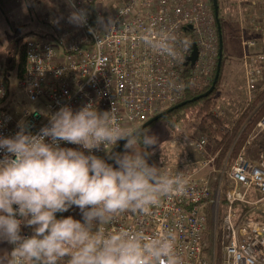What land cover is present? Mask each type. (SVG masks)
Listing matches in <instances>:
<instances>
[{"label": "built area", "instance_id": "2783aa9c", "mask_svg": "<svg viewBox=\"0 0 264 264\" xmlns=\"http://www.w3.org/2000/svg\"><path fill=\"white\" fill-rule=\"evenodd\" d=\"M75 4L88 11L86 0H75ZM95 13L96 26L91 25L89 13L87 25L76 26L80 30L78 34L71 32L67 38L59 35L55 44L34 37L25 41L26 67L18 87L25 92L28 105L12 101L0 104V138L14 137L21 124L37 134L65 106L73 112L89 104L98 112L113 109L122 126H142L175 106L200 81H209L218 59V33L207 0H130L113 10L106 22L102 21V12L97 7ZM110 20L115 22L112 26L108 25ZM149 27L174 32L189 44L194 43L197 60L190 62L191 50L185 53L183 62L153 52L139 41V36ZM242 42L245 70L253 69L257 62H263L264 49L251 56L246 51L255 42L247 39ZM247 78L248 88L253 89L256 76L250 73ZM174 84L182 87L177 90ZM7 89L0 64V101L6 97ZM257 125L258 133L264 131V117ZM207 142L205 136H197L190 147L201 153ZM60 147L88 154L79 145L61 142ZM91 154L100 157L106 152L101 146V150H92ZM3 155L0 151V159ZM216 157L217 154L206 155L196 166H173L163 171L168 174L183 171L188 180L186 193L164 199L150 216L122 215L115 227L143 229L147 234L172 229L177 233L176 247L183 264H264V221L243 222L233 209L235 202L261 204L264 209V156L250 162L239 154L226 171L225 161L223 171L232 188L225 195L227 208L220 218L219 193H212L209 177L200 176L208 167L209 173L215 172ZM252 189L258 192L259 200L248 198ZM208 219L213 225V239L210 250L204 251ZM31 229L22 224L20 234L30 237ZM67 259L61 264H67Z\"/></svg>", "mask_w": 264, "mask_h": 264}, {"label": "clouds", "instance_id": "9594fccd", "mask_svg": "<svg viewBox=\"0 0 264 264\" xmlns=\"http://www.w3.org/2000/svg\"><path fill=\"white\" fill-rule=\"evenodd\" d=\"M66 3L72 10L68 23L86 26L88 11L77 8L75 0ZM139 41L180 62L191 46L174 32L154 27L145 29ZM18 127L14 137L0 138V241L14 246L4 264H61L65 257L67 264H183L172 229L147 234L115 227L120 216H150L164 199L187 191L183 171L168 174L149 165L154 155L149 150L158 144L149 129L122 126L113 109L98 112L91 104L76 112L61 107L37 134ZM119 141H125L124 151L111 152ZM61 142L79 145L88 154L60 147ZM101 146L115 168L91 154ZM73 206L83 223L71 216L56 218ZM22 224L33 235L22 236Z\"/></svg>", "mask_w": 264, "mask_h": 264}, {"label": "rangeland", "instance_id": "374dc122", "mask_svg": "<svg viewBox=\"0 0 264 264\" xmlns=\"http://www.w3.org/2000/svg\"><path fill=\"white\" fill-rule=\"evenodd\" d=\"M92 1L95 4V8H99L102 12V21L106 22L108 17L113 13V10L125 5V3L130 0ZM221 1L223 7V19L226 21L224 27L226 33L224 32L223 53L227 56V60L222 72V81L216 94L217 106L214 107L212 114L219 116L222 123L225 126H229L233 125L237 118L243 115L256 92L259 93L264 88V60H262L263 62H257L255 68L245 70V47L242 44L243 40H252L255 42V46L247 50L246 53L251 56L262 53L264 49V0ZM63 3L64 0H29L28 4L30 5V8L25 9L24 5L27 4L25 3V0H0V43L4 47L5 54L7 47H9L17 38L19 39L22 37L26 41L27 38L35 36L37 39L43 41L46 39V37H44L46 34L48 37L54 35L53 37L56 39L59 35H66L67 38L68 34L71 32H76V34H78L80 30H77L75 25L66 22L67 15L60 21L61 25L58 29L54 26V23H51L54 11ZM208 3L210 4V8H212L211 2L208 1ZM45 21H47L48 24H51L49 29H45L46 27L42 26ZM62 23L67 24H64L65 27H63L64 25ZM5 56L7 55H0V64ZM249 61H251V59H248V62ZM250 73H253L257 78L253 89L248 88L247 77ZM18 82L19 81L11 75V89L8 101L16 102L21 106H26L28 105V99L26 98L23 89L18 87ZM193 114L194 113L189 112L186 120L180 123L179 127L174 129H169L162 121L154 122V124L148 128L150 130L149 134L155 135L158 138V144L155 149L149 150L154 151V155L148 159L149 165L155 164V166L161 168V171L163 172L173 166H196L206 155L213 156L217 154L218 156V153L212 154L211 151H209L212 147L209 139L205 149L201 153L195 152L194 149L190 147V144L197 136L203 135L199 132L198 128H196L198 120ZM138 127H140V125L136 128ZM256 134H258V129H256L253 136L255 137ZM175 140L179 142L170 147L172 141L175 142ZM99 158L104 159L105 155H102ZM225 164L226 163L224 162L222 168L217 169L215 163L214 173H209V170L211 169L210 167L201 173V176L205 175L209 177L210 181L215 179L214 176H216V174L219 175L216 180L217 188L212 191L214 194L218 191L219 197H221V192L224 186H229V189L232 188L229 181L227 182V180H225L227 177L225 174L227 167L225 171H223ZM112 165L114 168L116 167L115 163ZM229 189L225 192L227 193ZM225 192L224 194H226ZM253 193L256 194L255 192ZM248 198L252 200L250 195ZM253 206L254 209H263L261 204H255ZM69 216L83 223L82 214L78 207L73 206L71 213L62 214L58 219L67 218Z\"/></svg>", "mask_w": 264, "mask_h": 264}, {"label": "trees", "instance_id": "16d2710c", "mask_svg": "<svg viewBox=\"0 0 264 264\" xmlns=\"http://www.w3.org/2000/svg\"><path fill=\"white\" fill-rule=\"evenodd\" d=\"M212 4V0H208ZM218 1V16L217 19L220 23V31L222 33V43L224 36V27L226 25V21L223 19V7H222V1ZM88 13H90V23L91 25L96 26L97 22V16L95 13V4L93 1H90L88 3ZM214 12V9H213ZM226 33V32H225ZM226 35V34H225ZM24 38H19L16 42H14L13 46L11 47L9 53L5 58L2 60L1 64H3V76H4V82L7 89V95L3 99V101H0V104L5 103L9 97L10 94V85H11V75L14 76V78L17 81H20V79H23L24 77V71L26 67L25 63V51H24ZM224 45V43H223ZM224 50V46H223ZM222 62H221V71L218 77V81L213 89L212 94H210L206 98H201V100L193 101V99L200 97L201 95L207 93V91L211 88L213 81H214V75L216 72V65L214 66V71L209 78V81H200L198 86L193 90L186 91L183 98L177 102V104L185 102L186 105L184 107L178 108L177 110H174L168 114H166L163 118H161L158 121H162L165 123V125L168 126L169 129H174L176 127H179L180 123L184 122L187 118V114L189 112L194 113L193 115L197 118L198 124L197 127L199 132L203 134L207 139H209V142L211 144V153L215 154L218 153L217 159H216V168L221 169L224 162L227 160V170L232 164V161L239 155L242 154L245 159L248 161H256L257 157L261 155L264 156V131L261 133H258L253 136L257 129V124L261 121V119L264 117V88L258 93L256 92L253 99L249 102V107L245 110L242 116L237 118V120L233 123V125H224L222 123V120L219 116L213 115V109L215 106H217L216 103V94L218 92L219 86L222 81V72L225 65V62L227 60V56L224 55L222 51ZM217 63V61H216ZM7 99V100H6ZM177 104L175 106H177ZM174 107V106H172ZM170 107V108H172ZM4 108V105L2 106ZM170 108H167L165 110H168ZM165 110L163 112H165ZM157 121V122H158ZM152 126V125H151ZM150 126V127H151ZM133 128V127H132ZM139 128V127H138ZM149 128V127H148ZM146 128V129H148ZM133 129H136L134 127ZM121 141H119L120 144ZM118 145L113 147L111 151H113L115 148H117ZM124 148L119 151V153L123 152ZM107 157V154H105V158ZM104 158V159H105ZM114 161L111 159L109 161V164H113ZM218 174H216L215 179H213L211 182L210 187L212 188V191L216 190L217 185V178ZM227 182L228 179L226 177ZM231 188V186H230ZM229 189V186H224L223 190L221 192L220 197V204H219V217L222 216L227 208L226 198L224 192ZM224 191V192H223ZM226 193V192H225ZM254 206L246 205L244 203H237L235 202L233 204V209L237 210L239 219L241 221H247V220H261L264 221V209H254ZM71 210H73V207L69 209V211L64 213H58L56 218L58 219L59 216L62 214H69L71 213ZM213 225L211 221L207 220V226L206 231L204 233L205 240H206V246L204 248V251L210 250L212 239H213ZM33 235V229H31L30 236ZM217 253L219 258V247L217 246Z\"/></svg>", "mask_w": 264, "mask_h": 264}, {"label": "water", "instance_id": "95a60500", "mask_svg": "<svg viewBox=\"0 0 264 264\" xmlns=\"http://www.w3.org/2000/svg\"><path fill=\"white\" fill-rule=\"evenodd\" d=\"M212 8L214 9V18L216 19V31H218V59H217V63H216V72H215V75H214V81H213V84L211 86V88L207 91V93L201 95L200 97H197L195 99H193V101H198V100H201V98H206L208 97L210 94H212L213 92V89L218 81V77H219V74H220V71H221V62H222V58H223V55H222V51H223V43H222V33L220 31V23H219V20L217 19V16H218V5H217V0H212ZM190 50H191V55L189 57V60L190 62L193 64L196 60H197V48H196V45L194 43H191L190 44ZM186 105L185 102H182V103H179L177 104V106H174L168 110H165V112H161L157 115H155L152 119H150L149 121L145 122L142 124V128L146 129L148 127H150L151 125L154 124V122H157L158 120H160L161 118H163L166 114L174 111V110H177L178 108H181V107H184ZM139 127V128H140ZM125 141H121L119 146L117 148H115L113 151V153H119V151L122 149L123 145H124ZM106 163H109V161L111 160L110 158V155L107 154V157L104 159ZM58 214V213H57ZM57 214H55L57 216Z\"/></svg>", "mask_w": 264, "mask_h": 264}, {"label": "crops", "instance_id": "0c3cea01", "mask_svg": "<svg viewBox=\"0 0 264 264\" xmlns=\"http://www.w3.org/2000/svg\"><path fill=\"white\" fill-rule=\"evenodd\" d=\"M35 1V0H34ZM88 3L92 0H86ZM233 1V0H232ZM231 1V3H232ZM25 3H27L26 5H24V8L26 9H29L30 8V5L28 4L29 3V0H25ZM99 9V8H98ZM71 9H69V7L67 6V3H66V0H64V3L61 4L60 7L57 8V10L54 11L53 15H52V22L51 23H54V26H56V28L58 29L60 27V21L64 19V17L67 15L68 12H70ZM54 19H55V22H54ZM58 21V22H57ZM68 23V22H67ZM66 23V24H67ZM63 25L65 23H62ZM65 24V25H66ZM51 24H48L47 21H45V23L42 25L43 27H46L45 29H49L51 26ZM65 25L63 27H65ZM241 35V33H240ZM54 35L52 36H47L44 35V37H46L45 40L43 41H46V42H49V43H52V44H55L56 43V38L53 37ZM31 37H34L36 38L35 36H31ZM52 37V38H51ZM29 39V38H27ZM18 40V38L13 41L9 47H7V51H6V54L4 52V47L3 45L0 43V55H7L11 49V47L13 46L14 42H16ZM7 100V99H6ZM9 103V101L7 100L6 101V104ZM5 104V103H3ZM176 140H177V136H176ZM173 142L170 144V147L174 146V144H177L179 141H176ZM261 156V155H259ZM258 156V157H259ZM257 157V159H258ZM202 174H200L201 176ZM205 176V175H204ZM202 176V177H204ZM253 192H255L256 194H254ZM250 197H252V200L255 199V200H259L261 197L259 196L258 192L254 189H252V191H250L249 193ZM11 250H12V245H10L9 243H7L6 241H0V264H4V262H6L8 259H9V256H10V253H11Z\"/></svg>", "mask_w": 264, "mask_h": 264}]
</instances>
